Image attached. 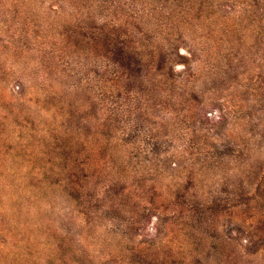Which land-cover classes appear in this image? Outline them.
<instances>
[{
    "label": "rangeland",
    "instance_id": "1",
    "mask_svg": "<svg viewBox=\"0 0 264 264\" xmlns=\"http://www.w3.org/2000/svg\"><path fill=\"white\" fill-rule=\"evenodd\" d=\"M0 264H264V0H0Z\"/></svg>",
    "mask_w": 264,
    "mask_h": 264
}]
</instances>
